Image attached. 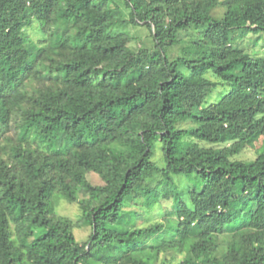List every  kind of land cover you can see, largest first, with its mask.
I'll list each match as a JSON object with an SVG mask.
<instances>
[{
	"label": "trees",
	"instance_id": "1",
	"mask_svg": "<svg viewBox=\"0 0 264 264\" xmlns=\"http://www.w3.org/2000/svg\"><path fill=\"white\" fill-rule=\"evenodd\" d=\"M262 34L264 0H0V264H264Z\"/></svg>",
	"mask_w": 264,
	"mask_h": 264
},
{
	"label": "rangeland",
	"instance_id": "2",
	"mask_svg": "<svg viewBox=\"0 0 264 264\" xmlns=\"http://www.w3.org/2000/svg\"><path fill=\"white\" fill-rule=\"evenodd\" d=\"M128 29L134 36V39L130 42V45L132 47L135 48L137 46H140L141 44L147 46L152 45V38L150 36L149 30L146 27L131 26L128 27ZM28 33L36 41L43 37L42 33L39 30L37 22H35L32 26H29ZM254 38H256V36H254ZM261 38L262 40L257 45H254L253 43H250V45H252L251 49H254L259 53V55H264V34H262ZM225 91H227V88H225L224 86L217 87L211 94L207 96L205 104L207 105L217 101L221 97L220 92ZM261 144L262 140L258 141L256 146H248L241 153L233 156V158L241 160H251L257 156V149ZM176 178L180 180V176H177ZM55 210L56 213L60 216H68L76 221L81 219V209L77 203H70L65 199H60L55 205ZM172 210V200L163 199L159 203H156L152 207V210H150V212L142 218V220L140 221V225H147L153 221L163 220L167 216L173 217L174 214ZM75 233L78 240L85 242L91 234V227L86 225L76 227Z\"/></svg>",
	"mask_w": 264,
	"mask_h": 264
}]
</instances>
